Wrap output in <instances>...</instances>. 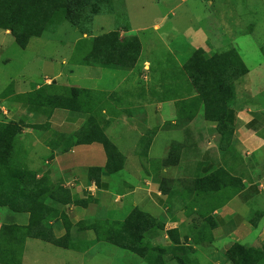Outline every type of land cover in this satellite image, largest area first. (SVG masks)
Here are the masks:
<instances>
[{
	"label": "crops",
	"instance_id": "obj_1",
	"mask_svg": "<svg viewBox=\"0 0 264 264\" xmlns=\"http://www.w3.org/2000/svg\"><path fill=\"white\" fill-rule=\"evenodd\" d=\"M63 65L66 72L44 77L42 86L28 76L16 91L2 93L0 158L12 168L18 152L16 169L35 175L17 194L0 186V228L16 226L23 247L4 251L0 264H73L75 256L66 252L81 255L79 264L103 252L120 262L111 264H231L235 245L264 248V100L248 93V73L232 84L219 123L195 96L171 97L167 81L157 84L144 74L137 81L135 65ZM57 78L88 94L76 107H58V84H48ZM50 166L59 182L45 176ZM42 179L72 198L61 207L64 220L47 222L63 247L23 232L29 213L22 200L38 194L31 186L48 185ZM16 195L22 204H12ZM142 217L152 221L139 231L140 253L99 241L103 225L135 228Z\"/></svg>",
	"mask_w": 264,
	"mask_h": 264
},
{
	"label": "rangeland",
	"instance_id": "obj_2",
	"mask_svg": "<svg viewBox=\"0 0 264 264\" xmlns=\"http://www.w3.org/2000/svg\"><path fill=\"white\" fill-rule=\"evenodd\" d=\"M86 1L84 11L78 16L80 24L78 27L68 21L52 20L46 31L39 37L30 39L24 48L17 44L10 31L0 29V104L4 98L2 93L11 94L16 91L17 83H21L23 77L31 76L33 83L38 82V85L42 86L44 77H56L59 73L66 72L68 68L63 65L64 63L79 64L90 51L88 47L95 48L93 58L90 59L92 66H100V59H105L109 63L117 62L119 56L112 49V42L129 43L127 45L129 52L127 50L124 52L126 56L138 49L137 45L133 46V42H138L140 54L135 64L136 80L142 81L140 74H144L148 80L157 84L162 80L167 81L171 97L182 91L189 96H195L193 87L196 80L202 77L194 74L203 71L213 74L214 66L222 63L221 58L226 62L225 59L229 57L231 62L232 54L236 53L248 69L245 80L250 88L248 93L255 94L263 102L264 0ZM21 3L22 0H0V18L4 13L10 15L12 8ZM70 58L72 61L69 62ZM145 62H148V65ZM149 64L150 69L146 71ZM80 68L84 72L85 67ZM90 70L96 69L92 67ZM64 77L65 75L63 80ZM51 83L58 84L54 85L57 97L70 91L65 88L66 83L59 78L51 80L48 84ZM84 86L93 87L88 82ZM17 98L15 96L11 100L17 103ZM18 155V152L13 154L10 162L14 167H8L4 160L0 167L20 170L15 167L21 161ZM49 168L45 176L59 182L60 177L55 168L53 166ZM27 172L31 176L35 175L33 172ZM7 175L6 171H0V182L3 179L7 181L6 190L16 194L32 180L31 177L17 179ZM42 180L48 184L43 186L46 190L43 193L36 186H31L38 191L37 202H44L54 211L62 212L59 204L53 202L50 195L59 187L53 190L45 179ZM19 182L22 187H18ZM17 204H22V201L17 200ZM47 214L49 211L45 212V216ZM108 217L120 219L111 215ZM72 222H75V217ZM48 248L55 250L50 246ZM258 251L262 259L249 261V264H264V248ZM66 253L64 254L75 256L73 264H79L76 260L81 255ZM2 255L0 249V258ZM12 257L16 263V256ZM113 260L116 258H111L108 252H103L100 256L89 257L85 264H111L114 263Z\"/></svg>",
	"mask_w": 264,
	"mask_h": 264
},
{
	"label": "trees",
	"instance_id": "obj_3",
	"mask_svg": "<svg viewBox=\"0 0 264 264\" xmlns=\"http://www.w3.org/2000/svg\"><path fill=\"white\" fill-rule=\"evenodd\" d=\"M66 1L67 3H65ZM86 5V0H75L74 2L73 0H22L21 4L15 5L14 8H12V13L10 15L4 13V15L1 16L0 29L10 31L17 44L21 48H24L27 46L30 39L39 37L41 34H43L49 26V22L52 20L60 22L68 21L78 27L80 25L78 22V16H80L84 11ZM127 45H129L127 42H112V49L119 56V59H117V62L114 63H109L105 59H100L99 65L115 68L133 67L139 58V44L138 42H133V46L137 45L138 49L126 56L124 54L125 50L129 52ZM94 49L95 48L91 49L89 53L83 58V60L80 62L81 66L93 65L90 59L93 58ZM221 60L222 63L216 67L214 66L213 74H209L206 71L194 74L195 76L201 75L202 78L196 80L197 82L195 83V87H193L195 97L204 105L203 107L205 108V113L210 115L215 119L214 121L219 123L221 122V113L225 109V100L228 96L231 97L232 95V83L248 73L247 68L236 53L232 54L231 62H229V57L225 59L226 62H224V58H221ZM40 92L42 91L40 90ZM86 94H88V92H84L83 90H70L66 95L60 97L56 96L57 106L63 107L65 104L70 106L71 103L73 107H76V99H81L83 95ZM3 158L4 156L0 158V161ZM0 171H6L8 174L7 176H13L17 179L22 177H33L30 173L23 170H13L10 168L5 169L0 167ZM20 182L18 183V187L23 186ZM206 182H208L207 179L202 180V191H206V187L208 185V183L206 185ZM3 185H7V181L4 179L0 182L1 189L3 188ZM43 186L44 184L41 185V193L46 191ZM50 195L52 197L51 200L56 202V204H59L60 207L72 202V198L69 193L64 192L60 188ZM17 196L18 195H16V197ZM18 197L19 198H17V200L19 201L21 196L19 195ZM2 199L3 197L0 195V205L3 203V201H1ZM25 199L22 201L23 203L26 202L25 206H27V209H25V211L29 213L28 225L23 228V232L26 237L42 239L51 244L63 247L62 245H64L65 242L64 239L56 238L52 229L49 228L47 224L49 220L55 218H61L64 220L65 217L63 213L59 211L56 212L53 209L50 211V207L46 206L44 202H37L38 200L36 196L35 198L32 197L26 201ZM17 200L12 197V204H15ZM47 211H49L50 215L47 214L45 216V212ZM150 221H152L150 218L142 217L137 221V226L135 228L131 227L130 222L111 223L107 226L105 224L102 227L104 233L101 232L103 234L99 237V239L102 240L99 241L110 243L119 248L127 249L132 252L140 253V251H143L142 249L144 248H140L138 245V243L141 241V235L139 234V231L144 227H147V222ZM17 230L18 228H16V226H1L0 249L2 250V254H5L4 251H7V253L10 251L12 253L22 251L23 247L19 248V245L17 244V238L19 235ZM67 247L71 248L73 246L68 244ZM259 259H262V256L260 252L255 249L247 250L235 245L229 250V260L231 264H249V261L254 262L256 260L259 261Z\"/></svg>",
	"mask_w": 264,
	"mask_h": 264
}]
</instances>
